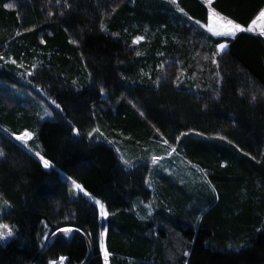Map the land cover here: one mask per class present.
Returning <instances> with one entry per match:
<instances>
[{"label":"trees","instance_id":"obj_1","mask_svg":"<svg viewBox=\"0 0 264 264\" xmlns=\"http://www.w3.org/2000/svg\"><path fill=\"white\" fill-rule=\"evenodd\" d=\"M263 6L0 0V264H264Z\"/></svg>","mask_w":264,"mask_h":264},{"label":"crops","instance_id":"obj_2","mask_svg":"<svg viewBox=\"0 0 264 264\" xmlns=\"http://www.w3.org/2000/svg\"><path fill=\"white\" fill-rule=\"evenodd\" d=\"M204 1V3L206 4V5H209V1L210 0H203ZM262 9V8H261ZM260 11V10H259ZM258 11V12H259ZM258 14V13H257ZM257 14L254 16V18L249 22V24L246 26V27H244V26H240L242 29L244 28V29H247V30H249V29H251L250 31H259V32H262L263 33V35H264V31L261 29L262 28V25H263V22H264V13H263V15H261L260 17H257ZM214 22V23H216V22H218V21H220V22H226V21H231L233 24H236V22H234L233 20H231V19H229V18H227V17H225V16H222L221 14H219L216 10H214L213 8H209L208 9V13H207V19H206V22L204 23V24H202V26L207 30V31H209L210 33H213V32H211L210 30H209V23L210 22ZM216 25V24H215ZM219 33H222V32H219ZM214 34H217V32L216 33H214ZM221 44V43H220ZM219 44V45H220ZM222 44H224V43H222ZM219 45H218V49H219ZM225 45V44H224ZM220 50V49H219Z\"/></svg>","mask_w":264,"mask_h":264},{"label":"snow or ice","instance_id":"obj_3","mask_svg":"<svg viewBox=\"0 0 264 264\" xmlns=\"http://www.w3.org/2000/svg\"><path fill=\"white\" fill-rule=\"evenodd\" d=\"M223 26L227 29L226 32L222 33L223 35H234L236 31H243V30H244V29H242V28L240 27V25H238V24H233L231 21H226L225 24H224ZM249 30H251V29H249ZM138 39H140V38H138ZM224 47H225V45H224V44H221V45L219 46V49H220V50H223ZM30 138H31V134H30V133H25L23 136H18V137H17V139L23 140L25 143H26L27 140L30 139ZM0 155H3V153L0 152ZM41 159L43 160V166H44L45 168L50 167V162H49L48 160L44 159L43 157H41ZM154 159H155V158H154ZM73 186H74V188H76V189H80L81 191H83V189L81 188V185H79V184L76 183L75 181H73ZM85 194H87V193H85ZM96 203L99 204V201H97ZM101 208L103 209V205H101ZM102 214H103V215H107L106 212H102ZM0 228H7V226H6V225H0ZM65 231L67 232V231H70V230H65ZM6 234H7V235H10V234H11V230H9L7 233H5V232H0V238H3ZM106 255H107V254H106Z\"/></svg>","mask_w":264,"mask_h":264},{"label":"rangeland","instance_id":"obj_4","mask_svg":"<svg viewBox=\"0 0 264 264\" xmlns=\"http://www.w3.org/2000/svg\"><path fill=\"white\" fill-rule=\"evenodd\" d=\"M263 13H264V6L262 7V9H260V11L258 12V14H257V17H260L261 15H263ZM215 22V21H214ZM214 22H210L209 23V30L211 31V32H213V33H219V32H222V33H224V32H226L227 31V29L223 26L224 24H225V22H220V21H218V22H216V23H214ZM216 24V25H215ZM222 44V43H221ZM220 44V45H221ZM219 45V46H220ZM25 133H22V134H20V135H16V136H14L16 139H17V137L18 136H23ZM18 140H20V139H18ZM21 142H24L23 140H20ZM36 157L39 159V161L41 162V164L43 165V160L41 159V156L40 155H36ZM73 184V183H72ZM73 188H74V186H72ZM75 190H79V191H81L80 189H76V188H74ZM84 195H87V194H85L86 192L83 190V191H81ZM97 201H99V200H96V199H94V202L96 203ZM96 205H97V207H98V210H99V213H100V215H103L102 214V212H104V208L102 209L101 208V202L99 201V204H97L96 203ZM65 230H70V229H67V228H64V229H62V231L63 232H65L66 234H68L69 233V231H65Z\"/></svg>","mask_w":264,"mask_h":264},{"label":"built area","instance_id":"obj_5","mask_svg":"<svg viewBox=\"0 0 264 264\" xmlns=\"http://www.w3.org/2000/svg\"><path fill=\"white\" fill-rule=\"evenodd\" d=\"M57 260L58 261L55 264H62V262H63L62 256H60Z\"/></svg>","mask_w":264,"mask_h":264},{"label":"water","instance_id":"obj_6","mask_svg":"<svg viewBox=\"0 0 264 264\" xmlns=\"http://www.w3.org/2000/svg\"><path fill=\"white\" fill-rule=\"evenodd\" d=\"M60 256H58V258H59ZM62 258H63V260L65 259V257L64 256H62Z\"/></svg>","mask_w":264,"mask_h":264}]
</instances>
